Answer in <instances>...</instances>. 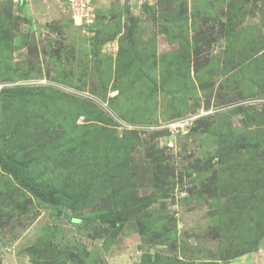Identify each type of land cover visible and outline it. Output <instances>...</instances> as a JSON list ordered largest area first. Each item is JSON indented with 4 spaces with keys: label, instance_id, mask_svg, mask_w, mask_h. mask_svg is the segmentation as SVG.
<instances>
[{
    "label": "rangeland",
    "instance_id": "obj_1",
    "mask_svg": "<svg viewBox=\"0 0 264 264\" xmlns=\"http://www.w3.org/2000/svg\"><path fill=\"white\" fill-rule=\"evenodd\" d=\"M19 4L0 0V149L24 143L17 106L46 137L20 155L29 185L0 169V264H264V0H97L88 28L64 0ZM67 128L92 142L41 152ZM101 141L132 206L114 188L75 206L32 191L101 169Z\"/></svg>",
    "mask_w": 264,
    "mask_h": 264
},
{
    "label": "trees",
    "instance_id": "obj_2",
    "mask_svg": "<svg viewBox=\"0 0 264 264\" xmlns=\"http://www.w3.org/2000/svg\"><path fill=\"white\" fill-rule=\"evenodd\" d=\"M25 0H20L19 4V10L23 11ZM162 1V0H160ZM161 4V2H160ZM41 89H46L42 87ZM10 94H21L22 91H25L24 88H18V89H13L9 90ZM28 94H32L33 88H30L28 91ZM39 96L42 94H38ZM31 97H34L31 95ZM48 104H45L46 106V111L43 113V117L47 118V110L48 109ZM19 106L14 108L13 113L15 114L14 120L12 123V135L15 137L14 143L18 141V139L25 138L24 143L21 145V147H15V151L13 152H5L4 148L0 149V169L1 171L8 172L15 176L17 179L20 180V183L22 184H28L29 182L27 181L28 175L26 176V172L31 165V163L25 159L20 157V155L23 152L29 151L32 147L38 146L40 138H45L46 135H43L41 137L37 136H32L29 134L27 126H29L32 123L33 118H38L36 114V111L38 110V113L40 109L37 108H29L28 111L25 113L26 115L22 119L21 116L17 115V112L19 109ZM40 114V113H39ZM65 129V128H64ZM69 130H65L63 134H60L58 138V141H55L56 143L52 146L46 145L45 148L40 147L41 152H46L48 149H55L56 153L58 155H66V152L71 150L66 147H71L74 149V151L78 150L79 152L83 151V149L89 145L90 142H92L91 139L88 138L87 134H74V137H72V132L73 131L71 128H67ZM17 135L19 137H17ZM16 145V144H15ZM96 146L100 147L101 150L103 151V155H106L105 162H100L99 160L95 159V164L101 169H95V170H90V173L84 174L83 172H78L76 174H73L74 176L67 177L66 182L64 185L58 187V188H48V189H39L37 187L36 183H31L30 188L32 191L40 195L42 198L46 200L53 201L55 203H60L62 205L66 206H75V204L81 200H86L89 198L91 195L90 193L92 192L93 195L100 196L103 191H106L107 188H114L115 193H120L123 196V199L125 203L127 204L129 201H131V194L130 192H127L124 190V188L128 187V184L120 183V176H121V166L119 164V158H120V153H121V148L120 146L113 144H107V142H99L96 144ZM112 146V148H111ZM45 149V150H44ZM39 151V148H38ZM95 152V151H94ZM40 153V152H39ZM35 153V155L39 154ZM76 153V152H75ZM66 157V156H65ZM45 158H48L47 155H45ZM68 158V157H66ZM41 160V159H40ZM115 165H118V169L115 170ZM87 168V166H85ZM103 172H101V171ZM70 184L73 186L70 188ZM125 185V186H124ZM125 191V193H124ZM90 192V193H89ZM128 206H132V203L129 202L127 204ZM72 221H77L79 218H74L71 217ZM112 225L115 226L117 225V222L114 221L112 222ZM118 226V225H117ZM75 257V256H74ZM77 258V256H76ZM143 264H193L192 262H184L182 259H172L170 256H154L152 255H147L143 258Z\"/></svg>",
    "mask_w": 264,
    "mask_h": 264
},
{
    "label": "built area",
    "instance_id": "obj_3",
    "mask_svg": "<svg viewBox=\"0 0 264 264\" xmlns=\"http://www.w3.org/2000/svg\"><path fill=\"white\" fill-rule=\"evenodd\" d=\"M77 25L93 27L97 22V0H64Z\"/></svg>",
    "mask_w": 264,
    "mask_h": 264
},
{
    "label": "crops",
    "instance_id": "obj_4",
    "mask_svg": "<svg viewBox=\"0 0 264 264\" xmlns=\"http://www.w3.org/2000/svg\"><path fill=\"white\" fill-rule=\"evenodd\" d=\"M37 4V6L39 5H48V8L51 9L52 7L55 8L56 6L59 7V5H61V2L62 0H25L24 3H25V7L24 9L26 8L27 5H30L32 6L31 4ZM55 5V6H54ZM44 6V7H45ZM34 9V8H33ZM27 10V8H26ZM32 10V8H31ZM29 11V10H28ZM29 13V12H28ZM32 13V12H31Z\"/></svg>",
    "mask_w": 264,
    "mask_h": 264
}]
</instances>
